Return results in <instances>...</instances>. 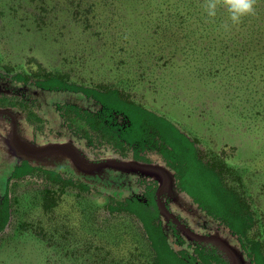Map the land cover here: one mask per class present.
Instances as JSON below:
<instances>
[{
  "label": "trees",
  "instance_id": "16d2710c",
  "mask_svg": "<svg viewBox=\"0 0 264 264\" xmlns=\"http://www.w3.org/2000/svg\"><path fill=\"white\" fill-rule=\"evenodd\" d=\"M70 1L85 9L73 31L95 56L87 73L36 61V72L17 71L15 80L84 94L94 108L59 102L56 110L74 137L112 149L120 161L92 153V163L151 165L159 157L177 189L238 238L251 264H264V0L238 25L223 8L209 17L203 0ZM57 7L51 4V12ZM96 54L105 67L96 66ZM0 108H19L37 127L26 104ZM226 146L232 155H224ZM135 170L138 192L110 193L97 206L87 182L24 159L0 195V254L20 233L12 234L17 206L28 217L39 206L52 217L67 195L74 215L65 223L72 218L75 226L63 230L76 241H63L61 227L37 231L61 244H44L50 264H57L55 254L65 258L60 264H231L199 241L176 250L162 222L159 180ZM19 185L25 189L16 194Z\"/></svg>",
  "mask_w": 264,
  "mask_h": 264
},
{
  "label": "rangeland",
  "instance_id": "374dc122",
  "mask_svg": "<svg viewBox=\"0 0 264 264\" xmlns=\"http://www.w3.org/2000/svg\"><path fill=\"white\" fill-rule=\"evenodd\" d=\"M48 2L50 5L46 8L43 0H0V69L6 70L13 67L10 73L0 71L6 75V77H0V95L2 96L0 104L4 106L9 102H18L21 106L26 104L30 113L34 115L38 131L45 133L46 137V142L41 137L35 140L32 132L28 133L30 125L25 121L21 111L14 108H0V195L5 192L10 173L24 159H28L35 165L74 175L87 182L94 188L92 200L89 201L97 206H103L110 193L126 196L132 192H138L139 187L136 184L138 176L133 174L136 169L141 174L154 177L160 182L162 222L176 250L185 249L187 246L184 245L199 241L209 248L212 246L218 248L221 253L226 254L231 264H251L238 238L219 221L207 216L187 194L177 189L173 173L167 169L162 159L155 156L153 157V161L156 160L155 163L141 164L140 168L110 164L106 167H98L99 164L92 163L94 159L92 153L99 157L110 158L108 160L120 161L112 149L87 147L84 140L76 137L72 139L66 133H59L61 131L60 116L54 103L60 99L62 102L87 104L89 100L84 94L44 90L30 83L15 80L17 71L36 72L38 70L36 61L47 67L58 65L69 68L71 72H76V75L86 72L93 64L92 61L89 63L87 60L88 57H95L88 42L79 41L77 33L74 34L73 31L79 19L76 16L85 12L84 6L73 7L70 0L60 2L48 0ZM51 4L58 5L55 13L50 10ZM84 39L87 40V38ZM82 46L87 48L82 50ZM96 56V66L105 67L107 65L105 58L101 57V54ZM45 116L52 126L47 123ZM72 142L78 148L73 146ZM63 143L65 148L56 147ZM233 150L235 149H231L230 146L224 147V155H232ZM74 157L83 165L78 164ZM126 168L133 170H126ZM262 185L261 193L264 198V184ZM23 189L25 187L19 185L16 194H21ZM71 198L63 195L59 199L60 205L57 210L59 213L52 217L43 212L40 206L28 217L24 215L25 208L18 211L20 207L17 206L12 234L20 233L14 234V237L7 240L10 249H5L6 251L0 254V264H50L44 244H61L55 240L56 236L53 240L48 234L47 236L39 235L37 231L40 230L49 232L47 229L61 227V233L57 235L63 234L67 238H62L68 239L63 241L74 243L77 239L75 233H65L63 230L64 227L69 229L72 225L75 226L72 218L71 223H65L70 216L74 215L72 214L74 210L68 207ZM67 213L71 214L66 215ZM175 230L180 237L175 236ZM183 238L188 243L183 244ZM54 244L52 246H55ZM61 259L65 258L55 254L53 260H57L56 263L60 264Z\"/></svg>",
  "mask_w": 264,
  "mask_h": 264
},
{
  "label": "clouds",
  "instance_id": "9594fccd",
  "mask_svg": "<svg viewBox=\"0 0 264 264\" xmlns=\"http://www.w3.org/2000/svg\"><path fill=\"white\" fill-rule=\"evenodd\" d=\"M257 0H203L202 7L207 15L215 18L218 9L223 8L227 11L233 25H238L246 16L255 13ZM227 29L228 25H224Z\"/></svg>",
  "mask_w": 264,
  "mask_h": 264
},
{
  "label": "crops",
  "instance_id": "0c3cea01",
  "mask_svg": "<svg viewBox=\"0 0 264 264\" xmlns=\"http://www.w3.org/2000/svg\"><path fill=\"white\" fill-rule=\"evenodd\" d=\"M65 103V102H62V101H60V99H59V101H57V102H55L54 103V107L56 108V104L57 103ZM69 103H76V102H69ZM80 104H82V103H80ZM88 106H91V107H95V103L94 102H88ZM14 109H17V108H14ZM18 110V109H17ZM20 111V110H19ZM22 115H23V117L25 118V121L28 123V125H30L29 126V129H30V132H28V133H31L32 132V135H33V138L36 140L37 139V137H41L42 139H44L45 140V142H46V137H45V133H42V132H39V131H37L36 129H35V127L30 123V122H28V120H27V118H26V116L24 115V113L22 112ZM60 116V115H59ZM46 117V116H45ZM46 119H47V123L48 124H50L51 125V122L49 121V119L46 117ZM60 123V126H61V131H66V135L68 136V137H71V133L69 132V130H66L67 129V127L65 126V124H64V122H63V119L61 118V116H60V121H59ZM52 126V125H51ZM72 144H73V146H75L76 148H78L77 146H76V144L75 143H73L72 142ZM63 145H64V143H63ZM57 147V146H56Z\"/></svg>",
  "mask_w": 264,
  "mask_h": 264
},
{
  "label": "water",
  "instance_id": "95a60500",
  "mask_svg": "<svg viewBox=\"0 0 264 264\" xmlns=\"http://www.w3.org/2000/svg\"><path fill=\"white\" fill-rule=\"evenodd\" d=\"M57 147H64L65 148V146L62 144V145H59V146H57ZM67 151L69 150V149H66ZM75 158V157H74ZM75 160H76V162L78 163V164H81V165H83L77 158H75ZM115 163V162H114ZM108 164V163H107ZM110 164V163H109ZM122 165L123 166H126V167H128V166H130V167H134V168H140V167H142V165L140 164V163H138V162H134V161H127V162H124V163H122Z\"/></svg>",
  "mask_w": 264,
  "mask_h": 264
},
{
  "label": "flooded vegetation",
  "instance_id": "af4514ba",
  "mask_svg": "<svg viewBox=\"0 0 264 264\" xmlns=\"http://www.w3.org/2000/svg\"><path fill=\"white\" fill-rule=\"evenodd\" d=\"M89 100V102H92V100H90V99H88ZM75 104H78L77 102L75 103ZM78 105H80V106H83V107H86V108H94V107H91V106H88V103L87 104H85V103H82V104H78ZM18 110H20L19 108H17ZM21 111V110H20ZM22 112V111H21ZM58 112V111H57ZM35 129L38 131L39 129H37V127H35ZM61 130V129H60ZM66 130H69L68 129V127H67V129ZM39 132H41V131H39ZM69 132L71 133V131L69 130ZM59 133H66V131H60ZM71 135V137H72V139L73 138H75L74 136H73V134L71 133L70 134Z\"/></svg>",
  "mask_w": 264,
  "mask_h": 264
}]
</instances>
